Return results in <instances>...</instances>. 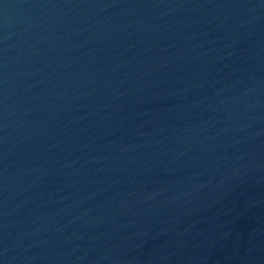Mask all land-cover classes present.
<instances>
[{
  "label": "water",
  "instance_id": "obj_1",
  "mask_svg": "<svg viewBox=\"0 0 264 264\" xmlns=\"http://www.w3.org/2000/svg\"><path fill=\"white\" fill-rule=\"evenodd\" d=\"M0 264H264V0H0Z\"/></svg>",
  "mask_w": 264,
  "mask_h": 264
}]
</instances>
